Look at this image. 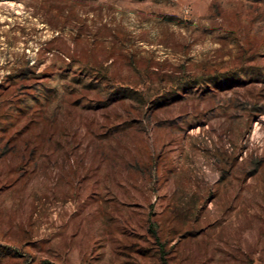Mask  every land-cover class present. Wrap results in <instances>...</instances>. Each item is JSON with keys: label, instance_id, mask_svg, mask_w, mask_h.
I'll return each instance as SVG.
<instances>
[{"label": "rangeland", "instance_id": "rangeland-1", "mask_svg": "<svg viewBox=\"0 0 264 264\" xmlns=\"http://www.w3.org/2000/svg\"><path fill=\"white\" fill-rule=\"evenodd\" d=\"M0 264H264V0H0Z\"/></svg>", "mask_w": 264, "mask_h": 264}, {"label": "trees", "instance_id": "trees-1", "mask_svg": "<svg viewBox=\"0 0 264 264\" xmlns=\"http://www.w3.org/2000/svg\"><path fill=\"white\" fill-rule=\"evenodd\" d=\"M48 91H50V90H48ZM47 95L45 93H42V94L37 93L36 95H33L32 98H31V101H29L28 105L25 106V108H24L25 111L24 112H27V111L29 112L30 109H32L34 104H36L37 102H39L40 105H44V103L46 102V99L48 97ZM123 96H126V95H123ZM60 97L62 99L63 98V94H61ZM29 158H30V160H32L31 158H33V157L30 156ZM152 233H153V235H155V237H158V235L156 234L155 230L152 229Z\"/></svg>", "mask_w": 264, "mask_h": 264}]
</instances>
